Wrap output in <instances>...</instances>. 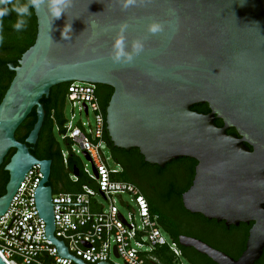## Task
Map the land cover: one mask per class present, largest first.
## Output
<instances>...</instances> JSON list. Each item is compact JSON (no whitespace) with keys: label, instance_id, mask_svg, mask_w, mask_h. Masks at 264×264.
Listing matches in <instances>:
<instances>
[{"label":"water","instance_id":"95a60500","mask_svg":"<svg viewBox=\"0 0 264 264\" xmlns=\"http://www.w3.org/2000/svg\"><path fill=\"white\" fill-rule=\"evenodd\" d=\"M67 3L54 21L49 0L33 8L35 42L17 66H8L14 77L0 102V167L14 153L4 167L0 216L26 174L39 166L34 201L47 246L60 258L86 264L54 237L51 161L37 160L29 146L36 145L46 115L40 101L53 87L107 86L113 92L105 125L113 147L137 149L145 163L159 168L182 158L196 161L192 184L182 194L185 211L226 226L252 224L237 260L192 237L179 236V247L214 264L257 263L264 251V0ZM151 25L160 30L151 32ZM200 104L208 105V114L191 110ZM33 110L36 122L20 143L15 133ZM0 264H8L1 255Z\"/></svg>","mask_w":264,"mask_h":264},{"label":"built area","instance_id":"2783aa9c","mask_svg":"<svg viewBox=\"0 0 264 264\" xmlns=\"http://www.w3.org/2000/svg\"><path fill=\"white\" fill-rule=\"evenodd\" d=\"M67 101L72 112L77 110L87 118L92 113L94 125L81 121L73 125V117L70 122L65 120L61 139L68 151H61L63 164L66 165L69 156L78 158L77 155L85 154L95 174L82 166V173L93 187L83 186L77 194L52 195L54 237L64 243L73 258L86 264H114L111 260L114 250L123 264H183L179 245L163 236L158 216L151 213L140 190L131 183L116 180L122 168L116 164L117 170H111L106 163L102 151L106 146L105 118L96 96V86L69 84ZM69 178L77 181L75 175ZM41 179L39 166L32 167L7 212L0 216V255L8 264H75L57 256L53 245L47 246L51 242L45 238L44 222L38 218L34 201V192ZM124 194L132 197L130 201L136 209L123 200ZM97 197L107 202L108 207L99 204ZM118 204L130 209L128 217L120 213Z\"/></svg>","mask_w":264,"mask_h":264},{"label":"trees","instance_id":"16d2710c","mask_svg":"<svg viewBox=\"0 0 264 264\" xmlns=\"http://www.w3.org/2000/svg\"><path fill=\"white\" fill-rule=\"evenodd\" d=\"M26 2L27 0H12V2L6 6L11 9L15 4H24ZM0 7H5V5L0 4ZM25 19L27 20L26 29L21 32H16L13 29V24L17 21L15 12H10L8 15L0 18V39H2V42H0V102L10 85L12 78L14 77V74L9 71L8 66L10 64L17 66L21 56L33 46L36 39L37 25L33 9H31V15ZM67 88L68 85L53 87L50 90L49 96L40 101L46 115L36 145L34 147L29 146L30 153L37 160L51 161V173L48 186L52 188L53 194H77L81 191L83 186L93 187L92 182L82 173L81 165L77 158L69 156L66 160V165L63 164L61 158L62 150L54 136L55 128L59 134H63L64 132L63 127L66 120L64 117V107L67 101ZM101 88L105 89L104 97L100 95L99 89ZM112 92L113 90L107 86H96V96L100 103L104 118L106 117V108ZM191 110L199 114L206 115L209 113V107L207 104L195 105ZM35 122L36 114L35 110H33L15 133V138L18 142H25V139L32 130ZM215 125L219 128L223 126L221 120L218 119L215 120ZM227 134L234 135L236 132L234 129H229ZM104 141L106 147L110 150L113 161L122 168L121 173L117 175L115 179L131 183L140 190L149 205L151 213L158 216L160 228L168 234L171 241L178 244L180 234H184L179 227L181 222L186 221L190 226L192 225L191 221H193L189 216L191 214L185 211L180 200L182 198V194L187 191L192 184L191 181H193L194 169L191 168L190 170V183L188 187L180 192H177L179 187L177 182L178 180L176 178L178 174L177 171H174L173 178L166 179L164 183L162 179L158 181L160 185L157 186V188L159 199L162 203V205L158 207V205H156L143 193L141 186L130 179L129 172L132 171L133 173H137L143 178L146 177V175L153 173L155 178L157 177L156 179L159 180V178L165 174V169L169 166V164H167L164 168L149 165L144 162L143 157L139 154L137 149H132L127 152L113 147L108 137L106 125L104 129ZM13 153L14 150L9 152L7 157L4 159L3 165L0 167V197L5 194V187L8 182V174L4 171V167L9 162ZM75 170L78 171V175L74 174ZM71 175L76 176V182L70 180L69 177ZM154 184L158 183L154 182ZM176 202L178 203L179 210L172 209V203L175 204ZM251 226L252 224H250L248 231ZM188 232L191 233L190 230H188ZM180 249L182 251L183 258H185L189 264H195L192 257L188 254V249L192 250L195 254L198 253L191 248L180 247ZM207 260L209 264H214L209 259Z\"/></svg>","mask_w":264,"mask_h":264},{"label":"flooded vegetation","instance_id":"af4514ba","mask_svg":"<svg viewBox=\"0 0 264 264\" xmlns=\"http://www.w3.org/2000/svg\"><path fill=\"white\" fill-rule=\"evenodd\" d=\"M64 86V85H63ZM100 95L105 96V89H99ZM196 161L188 158L178 159L169 164L165 169V174L157 180L153 173L146 175V177H141L137 173L129 172L130 179L139 184L142 188L143 193L152 200L158 207L162 205L159 199V193L157 186L160 185L158 181L173 178L174 171H177V182L178 189L177 192L185 190L189 185V177L191 168L194 169L195 174ZM177 168V169H175ZM154 182L158 184H154ZM192 183V181H191ZM182 204V198H181ZM173 210H179L178 203H172ZM193 220L192 225H188L186 221L181 222L180 229L182 233L180 236H187L198 239L213 249H216L234 260H237L243 251L245 250L246 241L248 238V228L250 225L240 223L238 226H226L224 222H216L215 220H206L201 215H189ZM188 230L191 231L188 232ZM188 254L192 257L195 264H209L207 257L200 254H195L192 250L188 249ZM207 259H205V258ZM255 264H264V251L263 255L259 261Z\"/></svg>","mask_w":264,"mask_h":264},{"label":"rangeland","instance_id":"374dc122","mask_svg":"<svg viewBox=\"0 0 264 264\" xmlns=\"http://www.w3.org/2000/svg\"><path fill=\"white\" fill-rule=\"evenodd\" d=\"M64 117L69 122L71 121V118L73 117V119H72L73 125H76L79 121H81L83 123L89 122L91 125H94V118H93V114L92 113H90L89 118H87L85 116V114L80 115L77 110L72 112L71 105H70V103L68 101H66V104H65V107H64ZM54 136H55L56 141L58 142L61 150L63 152H67L68 151V147H67L66 143L61 139L62 134H59L56 128L54 129ZM102 151L104 153V156H105L106 163H107L108 167L111 170H117V165H116V163L113 161V159L111 157L109 148L105 146V147L102 148ZM77 157H78L77 159L79 160V163H80L81 167L82 166H86L89 171H92V166H91L90 162L84 157L83 154L77 155ZM122 198H123V200L126 203L129 204V206L132 209H136V206H135L134 202L130 201L132 199V197L130 195L124 194ZM96 200L98 201L99 204L103 205L105 208L108 207L107 202H105L101 197H97ZM118 207H119L120 213L123 216L128 217L130 209L128 207H121L119 204H118ZM161 231H162L163 236L167 240H170V237L168 236V234L162 229H161ZM111 260H112V262L114 264H123L122 260L121 259H117L114 255H112ZM181 262L183 264H189L185 260V258H182Z\"/></svg>","mask_w":264,"mask_h":264},{"label":"clouds","instance_id":"9594fccd","mask_svg":"<svg viewBox=\"0 0 264 264\" xmlns=\"http://www.w3.org/2000/svg\"><path fill=\"white\" fill-rule=\"evenodd\" d=\"M12 0H0V4L5 5V7H0V18L4 17L5 15H8L10 12H15L17 16V21L13 24V29L16 32L24 31L27 27V20L26 17H29L31 15V9L33 8H39L42 0H27L24 4H15L11 9H9L6 5L10 4ZM68 6L67 0H49V12L50 15L53 18V21L56 19H59L62 14H64L66 8ZM127 5H125L126 7ZM68 29H71V25H67ZM149 30L151 32H157L160 30V27L158 25H151L149 27ZM63 38L67 39L68 37L64 36L62 32ZM0 42H2V39H0ZM121 41H116L115 47L117 50L120 49ZM119 51L117 52L116 59L119 60L120 55Z\"/></svg>","mask_w":264,"mask_h":264}]
</instances>
